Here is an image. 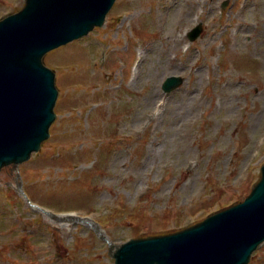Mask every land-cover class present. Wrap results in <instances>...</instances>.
<instances>
[{
    "label": "rangeland",
    "instance_id": "obj_1",
    "mask_svg": "<svg viewBox=\"0 0 264 264\" xmlns=\"http://www.w3.org/2000/svg\"><path fill=\"white\" fill-rule=\"evenodd\" d=\"M23 5L0 0V19ZM44 63L56 117L40 151L0 173V264H113L109 245L190 226L259 179L264 0H116ZM168 76L184 79L166 94Z\"/></svg>",
    "mask_w": 264,
    "mask_h": 264
},
{
    "label": "water",
    "instance_id": "obj_2",
    "mask_svg": "<svg viewBox=\"0 0 264 264\" xmlns=\"http://www.w3.org/2000/svg\"><path fill=\"white\" fill-rule=\"evenodd\" d=\"M114 1L25 0L0 21V169L27 160L48 137L57 91L42 55L101 26ZM261 172L243 203L181 232L126 242L115 264H247L264 241V165Z\"/></svg>",
    "mask_w": 264,
    "mask_h": 264
}]
</instances>
